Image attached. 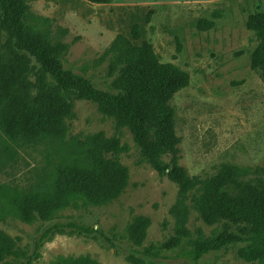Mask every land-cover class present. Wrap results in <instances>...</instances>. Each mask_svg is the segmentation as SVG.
I'll list each match as a JSON object with an SVG mask.
<instances>
[{
	"label": "rangeland",
	"instance_id": "rangeland-1",
	"mask_svg": "<svg viewBox=\"0 0 264 264\" xmlns=\"http://www.w3.org/2000/svg\"><path fill=\"white\" fill-rule=\"evenodd\" d=\"M26 21L51 42L67 46L65 67L83 74L105 90L113 89L119 74L111 48L122 35L153 44L163 62L190 73L189 84L170 104L175 110L176 132L181 138L180 164L192 177L210 178L225 165L241 170V178L255 179L264 165V80L251 65L259 39L248 29L251 13L264 11V0H27ZM150 19L148 16L150 11ZM214 22L201 29L199 20ZM4 35L0 46L5 41ZM39 66L35 67V72ZM74 117L66 121V137L10 138L0 125V231L12 237L18 253L0 264H60L69 257L90 256L99 264H134L128 256L164 246L181 224L190 232L181 245L159 256L143 255L145 264H247L233 245L206 254L199 261L185 249L213 237L221 224L209 225L193 206L196 192L187 194L180 217L173 207L180 199L178 185L161 175L144 157L129 126L99 109L93 100L74 99ZM104 132L119 137L127 151L118 156L129 170V183L121 195L103 204L79 200L52 218L24 221L14 200L27 193L50 194L66 165L85 166L83 145L88 137ZM169 160L168 156L164 157ZM150 219L147 238L136 246L127 236L135 216ZM77 220L105 232L103 236L59 231L46 238L35 254L45 229L57 221ZM259 264V263H255ZM261 264V263H260Z\"/></svg>",
	"mask_w": 264,
	"mask_h": 264
},
{
	"label": "trees",
	"instance_id": "trees-1",
	"mask_svg": "<svg viewBox=\"0 0 264 264\" xmlns=\"http://www.w3.org/2000/svg\"><path fill=\"white\" fill-rule=\"evenodd\" d=\"M106 4L113 0H88ZM27 0H0V125L13 139L21 136L53 138L66 137L68 119L74 117V99L95 101L99 109L114 117L119 126H129L145 159L161 174L179 187L180 199L173 212L180 217V206L187 194L193 196V206L209 225L221 224L213 237L185 249L184 255L199 261L206 254L233 245L241 246L239 256L247 264H264V165L255 170V179H242L239 168L225 164L210 178L192 177L180 164L181 138L176 132L175 110L170 104L174 95L190 82V73L181 67L163 62L148 40L141 38L138 27L132 29L133 39L120 35L111 51L113 66L119 74L113 89L97 87L83 74L65 67L63 54L67 46L51 42L42 32L26 21ZM150 14L148 19H150ZM214 22L199 20L201 29L213 27ZM248 29L254 31L259 44L251 55V65L260 70L264 80V11L251 13ZM39 70L35 72V67ZM83 145L85 166L70 164L63 167L50 194L27 193L14 200L20 217L26 222L36 218L48 220L58 211L79 200L103 204L118 198L129 183V170L118 159L127 151L119 137H107L98 132ZM169 160L165 161L164 157ZM150 219L135 216L127 226V236L136 246L147 238ZM109 236L101 229L77 220L57 221L43 232L36 244L35 254L42 242L59 231ZM190 237L182 224L164 246L142 251L136 249L128 256L134 264H145L143 255L159 256L164 249L181 245ZM16 241L0 231V263L18 253ZM25 264H33L30 257ZM60 264H99L90 256L63 259Z\"/></svg>",
	"mask_w": 264,
	"mask_h": 264
}]
</instances>
